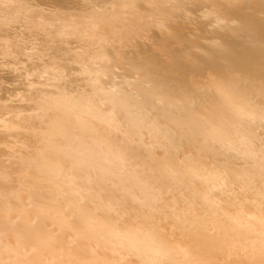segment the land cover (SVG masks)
Listing matches in <instances>:
<instances>
[{"label":"bare ground","instance_id":"6f19581e","mask_svg":"<svg viewBox=\"0 0 264 264\" xmlns=\"http://www.w3.org/2000/svg\"><path fill=\"white\" fill-rule=\"evenodd\" d=\"M0 264H264V0H0Z\"/></svg>","mask_w":264,"mask_h":264}]
</instances>
